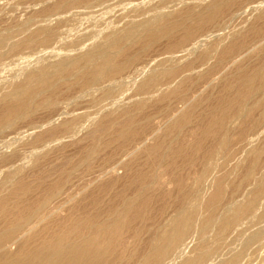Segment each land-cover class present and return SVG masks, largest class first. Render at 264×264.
<instances>
[{
  "label": "rangeland",
  "instance_id": "1",
  "mask_svg": "<svg viewBox=\"0 0 264 264\" xmlns=\"http://www.w3.org/2000/svg\"><path fill=\"white\" fill-rule=\"evenodd\" d=\"M66 1L0 0V38H14L1 50L0 117L9 108L2 103L4 96L46 66L96 50L107 36L123 34L146 21L161 18L162 22L179 21L184 26L153 42L144 41L137 29L131 41L117 47V63L123 67L119 73L91 80L92 68L83 64L78 72L57 76L50 87L36 93L29 114L0 131L1 197L13 201L12 206L23 203L20 207L30 205L35 210L48 191L63 183L62 193L51 203L50 219L34 224L35 247L61 234L67 242L92 237L98 224L115 219L124 202L136 201L123 232L112 243L102 235L99 244L113 252L118 264H139L167 220L187 207L195 181L214 153L211 149L217 148L224 130L210 134L207 127L212 119L232 114L233 106L230 113L224 112L226 103L234 105V98L244 97L239 77L264 66V0ZM218 2H223V12L213 23L198 26L195 21L201 13L213 10ZM42 28L51 32L40 34L34 47H13ZM234 49L238 51L220 63L222 54ZM163 74L169 76L148 89L140 88L145 79ZM244 89L250 94V89ZM261 91L246 102L250 107L260 101L259 108L230 128L228 151L218 157L204 184L190 235L174 261L166 264H183L195 258L204 244L214 248L206 264H225L233 258V251L242 249L246 236L262 231L259 243L263 246L248 247L241 263H264V193L256 215L245 217L218 243L215 241L221 222L232 216L234 206L249 198L264 175ZM45 101L50 104L45 105ZM185 115L187 123L174 129ZM124 132L128 134L124 136ZM157 144L158 152H150ZM256 148L262 153L253 168ZM174 151L178 154L173 155ZM212 175L223 182V198L217 201V182ZM209 217L211 225L201 231ZM17 249V245L11 246L13 252Z\"/></svg>",
  "mask_w": 264,
  "mask_h": 264
},
{
  "label": "bare ground",
  "instance_id": "2",
  "mask_svg": "<svg viewBox=\"0 0 264 264\" xmlns=\"http://www.w3.org/2000/svg\"><path fill=\"white\" fill-rule=\"evenodd\" d=\"M67 1H68V3H67ZM67 1L65 3L73 4V3L79 2L80 0H67ZM223 2H218L216 5H214L212 8L213 10L209 9V11H204L203 13H201V15L195 21V23L196 24L198 23L199 24L198 26H200V27L202 25H207V24L213 23L216 20L217 16L219 14H221L224 10ZM255 13H256V11H255ZM168 18H170V17H168ZM146 22L147 23H145L143 25H138V26L134 27V29H132L128 32H125L123 34L107 36L102 41V44L100 45V47L97 48L96 50L92 49L93 51L90 50L89 52L81 54L74 59L62 60L60 62H57L55 64H52V65H49V66H46V67L40 69L39 72L30 74L20 86L13 88L11 91H9L4 96L2 103H4L5 105L8 104L9 108L7 110L6 115H3L2 117H0V131L2 129H4L5 127L9 126L16 118H18L20 116L21 117L25 116L29 112V110L31 108V104L34 102V101L32 102V100H33L34 96L36 95V93H38L39 91L46 90L48 87H50L52 85V80L57 76H62V75L70 74V73H76L79 71L80 67L83 66V64L85 66H91L92 71H91L90 75H88V76H90L91 80H98V79H101L102 77L111 75L113 73H119L120 71H122L123 67L117 63V58H118L117 54H119L117 47L122 42H124L126 40L131 41L135 30H137V29H139V31L141 30L142 39L144 41H146V40L150 41L151 40L153 42L155 40H158L162 36L164 37L165 34H169V33L174 32L180 26H184L179 21L166 22V20H165L162 22L161 18L158 20H155V21H149V22L146 21ZM48 30L42 28L40 31H38L37 33H34L33 35H30L29 37H27L26 39H24L20 43L17 42L16 44H14L13 47H15L16 50H20L22 48H32L38 42V41H36V39L39 40V38H40L38 36H41L45 31H46L45 34L47 32H51ZM191 34L192 33L187 34V37H189ZM48 36L51 37L50 34H48ZM135 37H136V35H135ZM13 39L14 38H12V37L0 38V59L4 55V54H2L1 50L4 48L5 43L8 41H11ZM203 43H204V41H203ZM203 43L201 42L200 44H203ZM200 44H199V47L202 46ZM207 49H208V47H207ZM230 51L231 50H228L222 54V56L220 58V63H222L228 57H230L234 53H236L238 51V49L236 51H235V49L232 52H230ZM209 54H211V53H209ZM211 55H213V54H211ZM212 57H215V56H212ZM242 75L244 78L239 77V78H241L240 83H242V84L240 85V83H239V85L241 87L238 85V88L243 87V89H244L246 87V88L250 89V91H251L250 94H246L247 92L249 93V91L246 92V91H243V89H242V91H240V92H242L241 95H243L244 97L246 96L245 98L240 97L241 95H239L240 94L239 93L238 97H240V98L239 99L234 98V100H236L237 104L230 105V103L227 102L226 103L227 106H226L225 110L223 109L224 112L226 114L230 113V111L232 110V106H233V111H232V114L228 115L227 117L225 115L222 116L224 119L222 117L221 118L219 117L220 118L219 120H222V121L216 120V116H215V119L213 118V116H210L213 118L212 119L213 121H212V123H210L212 125L209 124L210 126L207 127V131L209 133L210 132H217V129H219V128H222V129H219L220 132H221V130H224V132H222V135L219 138L217 148L211 149V150H214V153L211 152V155L208 157V160L206 161L202 172L197 177L195 184H194V187H193L194 191H193V194L190 198V201H189L187 207L185 209H183L182 211L176 213L172 217H170L169 220H167L168 222H166L167 223L166 226L163 228V230H161L157 234L155 239L152 241V245L150 246L151 249L149 248L150 249L149 252L145 255V257L143 259L141 256L142 260L140 259L141 261L139 264H164V263L166 264L169 262H173L176 255H177L176 253H178L181 250L180 249L181 244L184 241H186L188 236L190 235V232L194 226V220L196 218L198 208H199V204H200V201L202 198V192H203L204 184L210 179L209 177H210L211 173L213 172L214 168H216L215 166H216L218 157H220V155L224 151H226V150L228 151V146H229L228 133H229L230 128H232L233 126H236L239 121L244 120V118L248 117V115L250 116L251 112L254 111L255 109L259 108V106L261 104L260 101H255L253 103V105H251L249 107L246 104V102L248 99L252 98L253 96H255V95L257 96L261 90H264V66L255 70L251 75L249 74V76L248 75L246 76V73L242 74ZM168 76H169V74H163L161 76H151L142 82V84L140 85L141 86L140 88L148 89L157 81H160L161 79H165ZM238 81H240V79L237 80V83H238ZM258 81L260 83L259 86L254 88L255 83H258ZM233 86L235 87V85H233ZM256 86H257V84H256ZM234 87H232V89ZM244 90H246V89H244ZM243 92H245V95ZM261 92H263V91H261ZM237 93H238V91H237ZM44 104L49 105L50 101H45ZM139 106H140L139 108L143 107V105H139ZM223 106H224V104H223ZM216 110L218 112H220V109L219 110L216 109ZM221 110H222V108H221ZM210 114H212V113H210ZM220 114L222 115L223 113H220ZM61 116H63V115H61ZM188 119H189L188 115H185L184 117H182V119L180 121L179 120L176 121V123L173 125V128L177 129V128L181 127L183 123H187ZM48 124H50V123H48ZM127 134H128L127 132L123 133L124 136H126ZM158 147H159V145L153 146L150 148L149 151L152 153L153 152L156 153V151L158 152V150H159V149H157ZM174 152H176V151H174ZM252 153H253V158H254V160H253L254 161L253 162V164H254L253 168H254V166L256 164L255 162L259 158L262 151H261V149L256 148ZM175 154H178V153L176 152L173 155H175ZM130 155H132V154H130ZM72 160H73V158H72ZM215 171H216V169H215ZM251 172H250V174H251ZM250 177L251 176H249V177L247 176V179H249ZM214 179H216V182H217L216 185L218 188L217 189L218 192H216L214 200L217 201V199L219 200L220 197H221V199L223 198V195H221V192L222 193L224 192L223 188L221 187V184L223 182L221 183L220 180H217V177H214ZM16 181H17V179H16ZM62 184L63 183L56 186L54 188V190H52L50 192L48 191L46 198L43 197L44 199H42L41 203L38 204L39 205L38 208L35 210H33V207H30V205L27 208L20 207V205H22L23 203L22 204L18 203L17 205H15V202H14V204H13L14 206H12L13 201H10L9 198L1 197V195L4 194L3 193L4 187H3V185L0 186V220L1 219L3 220L2 221V227L0 225V264H118L117 259L114 258V254L112 251H107V250H103V248L102 249L100 248L99 237L102 235H106L110 238V241L112 243L113 239L115 237L119 236L120 233H122L124 228L126 227L129 216L131 215V213H133V211H135V207H136L135 205L138 203V202L136 203V201L124 202L123 206L116 212L115 219H113L107 223L98 224L97 227L95 228L96 230H94V234L92 237H90V235H89L87 237H84L82 240H78V241H74V242H69V241L67 242L65 240L66 239L65 235L61 234L60 236H56L54 239H51V238L49 240L44 239L43 243L41 242V244L37 247L33 246L32 237H34V233L36 232V227L34 224L37 223V224L41 225L47 219H50L48 217H49V212L52 211V209L50 207L51 203H52V201H54L53 199L57 195H59V193L61 192ZM154 184L155 183L153 182L152 185L154 186ZM152 185L149 187H152ZM13 187H15V186H13ZM221 190H223V191H221ZM20 191L23 193H26L27 190L25 187H21ZM263 193H264V175L258 181V186H257L256 190L250 194L249 198L245 202H243L242 204L234 206L232 208V212H233L232 216L230 218L227 217L226 219H224L221 222L220 227H218L219 229H218V233H217L216 239H215L216 242L219 241V239H221L222 237H224L234 227L239 226L241 224V222H243L242 220L245 217L250 216V215L253 216V214L256 212L255 209H256L257 204L259 202V197ZM138 198H140V197L138 196ZM214 200H212L213 203H214ZM9 201L11 202V205L8 204ZM220 201H218V202H220ZM35 202H38V201H35ZM208 205H210V204H208ZM218 205H219V203H218ZM213 207H212V209H213ZM229 207H232V206H229ZM208 208H210V207H208ZM212 209H210L211 210L210 213L212 212ZM256 214L257 213H255V215ZM209 218L206 219L203 222V224L201 225V231H206L208 229V227L211 225L212 216L210 219ZM261 218H264V216H261ZM213 222H215V220ZM216 225H218V224H216ZM78 226L79 225H76V227H78ZM76 227H75V229H76ZM93 229H94V227L92 228V230ZM256 233L259 234L258 232H256ZM262 233H263V231L261 232V234ZM257 234L252 235L249 238H247V236L245 235L246 238L243 239V241L241 242V244H243L242 249L240 248V249L235 250V251L232 250L233 251V253H232L233 258H231L225 264H239V263H241L245 257V252L247 251L248 247H253L254 245L259 246V244H261V243H259V241H261L260 240L261 234L260 235H257ZM69 235L70 234H67L66 236H69ZM13 245L18 246V249L16 252H13L11 250V246H13ZM213 253H214V248L212 246H209L208 244H204L202 246V250L199 251V253L197 254V256H195V258L188 259L183 264H206L209 262V258H211V255ZM227 253H229V252H227ZM261 255H262V253H261ZM263 257H264V255H263Z\"/></svg>",
  "mask_w": 264,
  "mask_h": 264
}]
</instances>
